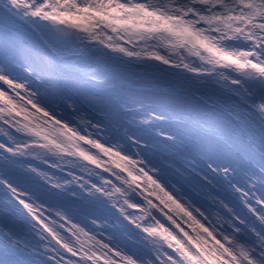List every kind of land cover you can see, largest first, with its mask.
Returning <instances> with one entry per match:
<instances>
[{
  "label": "snow or ice",
  "instance_id": "6c2138e0",
  "mask_svg": "<svg viewBox=\"0 0 264 264\" xmlns=\"http://www.w3.org/2000/svg\"><path fill=\"white\" fill-rule=\"evenodd\" d=\"M0 264H264V0H0Z\"/></svg>",
  "mask_w": 264,
  "mask_h": 264
}]
</instances>
